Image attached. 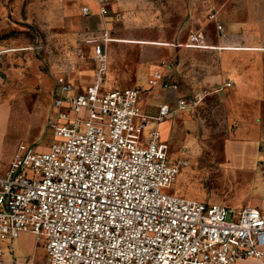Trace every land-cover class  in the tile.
Instances as JSON below:
<instances>
[{
	"label": "built area",
	"instance_id": "2783aa9c",
	"mask_svg": "<svg viewBox=\"0 0 264 264\" xmlns=\"http://www.w3.org/2000/svg\"><path fill=\"white\" fill-rule=\"evenodd\" d=\"M106 18L122 15L110 0H92ZM85 15L93 13L87 4ZM216 19V13L210 15ZM217 28L222 24L217 22ZM106 28L91 40L96 78L84 90L59 80L45 149L21 143L8 163L0 159V242L31 233L44 244L45 264H237L264 261V211L230 208L165 192L189 160L170 161L160 125L175 113L196 112L208 90L180 93L164 66L152 87L167 92L155 115L141 87L105 89ZM203 31L187 48H201ZM227 82L217 91L230 87ZM264 177V143L259 146ZM0 264H10L0 245Z\"/></svg>",
	"mask_w": 264,
	"mask_h": 264
},
{
	"label": "rangeland",
	"instance_id": "374dc122",
	"mask_svg": "<svg viewBox=\"0 0 264 264\" xmlns=\"http://www.w3.org/2000/svg\"><path fill=\"white\" fill-rule=\"evenodd\" d=\"M91 1L0 0V159L4 163L21 143L46 148L52 136L50 119L57 118L53 100L60 78L84 90L97 74L91 40L100 31L86 28L84 17L77 13L79 6ZM197 1L126 0L125 7L115 9L123 19L113 21L112 37L167 41L171 46L122 43L109 49L115 81L109 74L105 89L141 87L146 91L142 104L155 115L168 94L152 87L149 71L166 63L164 72L180 80L181 94L186 88L208 90L196 112H177L159 127L170 144V161L189 160L165 192L236 209L264 203V177L259 162L253 166L264 143V52L187 48L189 36L201 28L195 19L189 20L190 12L198 8L204 18L216 10L209 0L193 7ZM212 28L207 26L206 43L218 39L214 32L209 38ZM138 67L142 71L137 78ZM114 82L125 85L113 86ZM227 82L232 85L217 91ZM240 82L246 85L241 87ZM0 245L5 257L17 264L46 262L44 244H37L31 233Z\"/></svg>",
	"mask_w": 264,
	"mask_h": 264
},
{
	"label": "crops",
	"instance_id": "0c3cea01",
	"mask_svg": "<svg viewBox=\"0 0 264 264\" xmlns=\"http://www.w3.org/2000/svg\"><path fill=\"white\" fill-rule=\"evenodd\" d=\"M125 1L126 0H116V1L110 0L109 8L111 9V12L113 10L116 12L117 10L120 11L122 7H125L124 6ZM88 3L91 9L93 10L92 14H89V15L83 14L82 8L80 6H79L77 13L78 15H81V17L82 16L84 17L83 19H85L86 28H88L92 32L100 31V35L98 37H103V31L106 28L108 29V32H109L108 37H111V39H110V42L106 43L107 55H108L109 49H116V45L118 44L120 45L122 43H141V44H150V45H159V46H171V43L167 41H149V40H139V39L135 40V39H132L131 37H128V38L112 37L113 34L115 33L114 28H113V20L110 18V22L106 26V18L100 13V10L97 4H95V2L93 1L88 2ZM208 3L210 4V6L216 7V10L215 11L213 10L211 12V14L216 13L215 20L210 19V16L209 17L206 16L202 18V16L198 14L197 6H199L200 4H203V1H200V0H198L196 4H192V6L196 7L197 9L196 10L193 9L190 12L191 17L189 20L195 19V21L201 25V28L199 30L203 31L204 37L206 36L205 33H206L207 26L213 25V28L209 30V38L211 39L214 38L213 37L214 35L212 34V32H214L215 34L216 33L218 34V39L214 40L215 41L214 44L206 43V41H204V43L199 47H201L202 49H218V50L243 51V52H264V0H209ZM121 15H122L121 19H123V14L121 13ZM108 17H112V14H110ZM217 22L222 24L221 30L217 28V25H216ZM150 42L164 43L165 45L152 44ZM192 49H195V48H192ZM139 66H141L140 62H139ZM156 67L157 66L152 67V69L149 71V75L154 69H156ZM115 68L116 67L113 66V64H111V62L107 58V66L105 69V82H107L108 80L107 78L109 74L113 75L114 77L113 81H115V75L113 73V71H115ZM137 70H138V73H137V78H138L139 73L142 71V69L138 67ZM93 77H94L93 78V81H94L96 78V74ZM60 79L66 80L64 78H60ZM124 79L128 80V78H124ZM93 81L88 82L89 85ZM240 83L241 84L239 85L241 87L246 85L243 82H240ZM114 85L116 86V85H125V84H121V83L116 84L114 82L113 86ZM184 91L186 93V92H190L193 90L191 89L189 90L188 88H186L184 89ZM163 101H165V99H163ZM257 162H258V156L257 157L255 156V159L253 161V166H255ZM246 206L259 207L260 209L264 211L263 202H257L255 204L246 205ZM7 261L10 264H17V260L14 258H12L11 261L7 259ZM22 264H25V262ZM237 264H264V261L243 260V261L238 262Z\"/></svg>",
	"mask_w": 264,
	"mask_h": 264
},
{
	"label": "bare ground",
	"instance_id": "6f19581e",
	"mask_svg": "<svg viewBox=\"0 0 264 264\" xmlns=\"http://www.w3.org/2000/svg\"><path fill=\"white\" fill-rule=\"evenodd\" d=\"M130 42V41H129ZM143 43V42H142ZM152 44H160V45H165L164 43H153V42H150Z\"/></svg>",
	"mask_w": 264,
	"mask_h": 264
}]
</instances>
